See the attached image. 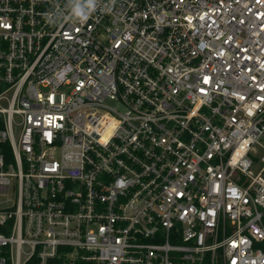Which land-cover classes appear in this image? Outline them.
Returning <instances> with one entry per match:
<instances>
[{
	"label": "built area",
	"instance_id": "1",
	"mask_svg": "<svg viewBox=\"0 0 264 264\" xmlns=\"http://www.w3.org/2000/svg\"><path fill=\"white\" fill-rule=\"evenodd\" d=\"M0 264H264V0H0Z\"/></svg>",
	"mask_w": 264,
	"mask_h": 264
},
{
	"label": "clouds",
	"instance_id": "2",
	"mask_svg": "<svg viewBox=\"0 0 264 264\" xmlns=\"http://www.w3.org/2000/svg\"><path fill=\"white\" fill-rule=\"evenodd\" d=\"M114 2L115 0H112V3ZM89 7L92 8L93 11L95 10L94 5L91 2L89 3ZM74 14L76 16L77 21L83 23L88 19L90 13H87L84 10L77 8Z\"/></svg>",
	"mask_w": 264,
	"mask_h": 264
}]
</instances>
